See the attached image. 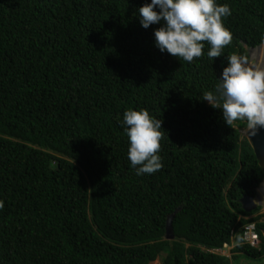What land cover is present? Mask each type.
<instances>
[{"label": "trees", "instance_id": "obj_1", "mask_svg": "<svg viewBox=\"0 0 264 264\" xmlns=\"http://www.w3.org/2000/svg\"><path fill=\"white\" fill-rule=\"evenodd\" d=\"M150 0H0V264H232L264 258V179L246 121L202 100L264 37V0H217L232 40L210 60L160 52ZM161 119L162 167L136 175L118 122ZM172 219L173 239L166 238ZM255 223L260 248L243 241ZM239 244L233 256L212 253ZM239 236V238H238Z\"/></svg>", "mask_w": 264, "mask_h": 264}, {"label": "clouds", "instance_id": "obj_2", "mask_svg": "<svg viewBox=\"0 0 264 264\" xmlns=\"http://www.w3.org/2000/svg\"><path fill=\"white\" fill-rule=\"evenodd\" d=\"M136 13L143 28L159 23L160 26L153 29V37L160 52L189 63L201 56L204 42L209 46L206 55L213 61L232 40L231 32L223 23V18L231 15V9L217 0H150L139 6ZM259 43L264 47V37ZM224 58L227 63L221 69L215 90L205 91L202 100L219 108L228 126L235 121H246V131L254 136L258 128H264V67L252 64L243 54L233 53ZM118 122L127 136V158L135 174L158 171L162 167L159 155L161 119L151 116L146 109H126ZM231 244H236L234 250L239 244L237 236L233 235L231 243H225L223 248L210 251L232 257V248V254L222 253ZM248 245L260 248V237L258 244Z\"/></svg>", "mask_w": 264, "mask_h": 264}, {"label": "water", "instance_id": "obj_3", "mask_svg": "<svg viewBox=\"0 0 264 264\" xmlns=\"http://www.w3.org/2000/svg\"><path fill=\"white\" fill-rule=\"evenodd\" d=\"M246 134H247L248 140L251 143L256 159L258 160L259 166L264 172V128H258L254 136H250L248 134V130ZM263 184H264V179L262 183L260 184V186L258 187V190L260 189V187H262ZM240 202L242 204L243 210H245L246 212H251L260 205L258 195L256 199H253L252 197H249V196H245L240 200ZM173 216L174 215H171L167 219V225H166V238L167 239L174 238L173 230H172Z\"/></svg>", "mask_w": 264, "mask_h": 264}, {"label": "rangeland", "instance_id": "obj_4", "mask_svg": "<svg viewBox=\"0 0 264 264\" xmlns=\"http://www.w3.org/2000/svg\"><path fill=\"white\" fill-rule=\"evenodd\" d=\"M248 53H249V56H250V59L249 60L252 62V64H254V65L258 66V67H260V66L263 67L264 66V47H262L260 49L259 48L249 49ZM245 132H246V130H245ZM246 138H247V136H246ZM260 190L261 191L264 190V184H263L262 187H260L259 191ZM242 258L243 259H239L237 261H236V259H233L232 260V264H264V261H263L264 258L263 259H260V260H251V259L248 260V259H245L244 257H242ZM150 264H160V259H157L156 261L151 262Z\"/></svg>", "mask_w": 264, "mask_h": 264}, {"label": "built area", "instance_id": "obj_5", "mask_svg": "<svg viewBox=\"0 0 264 264\" xmlns=\"http://www.w3.org/2000/svg\"><path fill=\"white\" fill-rule=\"evenodd\" d=\"M243 241L252 246L258 244L259 236L256 232L254 224H248L247 226H245L243 233Z\"/></svg>", "mask_w": 264, "mask_h": 264}, {"label": "crops", "instance_id": "obj_6", "mask_svg": "<svg viewBox=\"0 0 264 264\" xmlns=\"http://www.w3.org/2000/svg\"><path fill=\"white\" fill-rule=\"evenodd\" d=\"M258 194H259V203H260V207H261V210H260V214H262V213H264V190H258ZM262 221H264V219H262ZM238 238H239V236H238ZM236 241V240H235ZM234 241V242H235ZM238 241V240H237ZM233 244V243H232ZM232 244H231V246H229L227 249H225V250H223V254H232L231 253V248H232V252H233V247L236 245H234V246H232ZM222 251V250H221ZM264 261V260H263Z\"/></svg>", "mask_w": 264, "mask_h": 264}, {"label": "bare ground", "instance_id": "obj_7", "mask_svg": "<svg viewBox=\"0 0 264 264\" xmlns=\"http://www.w3.org/2000/svg\"><path fill=\"white\" fill-rule=\"evenodd\" d=\"M262 65V64H261ZM260 67H262V66H260ZM264 67V66H263ZM245 133H247V131L245 132ZM246 135V134H245ZM263 186V185H262Z\"/></svg>", "mask_w": 264, "mask_h": 264}]
</instances>
